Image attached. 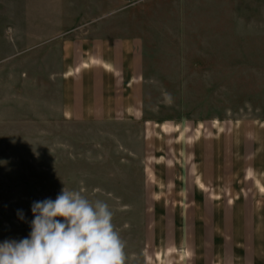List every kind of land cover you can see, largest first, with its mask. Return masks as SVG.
I'll return each mask as SVG.
<instances>
[{
    "label": "rangeland",
    "instance_id": "1",
    "mask_svg": "<svg viewBox=\"0 0 264 264\" xmlns=\"http://www.w3.org/2000/svg\"><path fill=\"white\" fill-rule=\"evenodd\" d=\"M95 23L142 37L134 111L60 117L49 78L58 48L29 42L28 29L61 24L70 39ZM248 123L261 149L264 0H0V239L29 237L33 203L66 187L107 202L129 264H151L187 215L180 186L201 178L194 141Z\"/></svg>",
    "mask_w": 264,
    "mask_h": 264
},
{
    "label": "crops",
    "instance_id": "2",
    "mask_svg": "<svg viewBox=\"0 0 264 264\" xmlns=\"http://www.w3.org/2000/svg\"><path fill=\"white\" fill-rule=\"evenodd\" d=\"M110 27L79 26L70 39L61 24L28 29L29 42L58 48V63L49 78L56 85L51 103L60 117L105 120L134 111L144 69L142 37L118 34ZM232 126L220 130L218 137L204 135L194 141L192 163L196 153L204 159L201 178L180 186L187 215L179 231L174 219L170 223L172 243L163 244L151 264H264V147L260 149L255 125L240 130ZM172 193L174 197V185Z\"/></svg>",
    "mask_w": 264,
    "mask_h": 264
},
{
    "label": "clouds",
    "instance_id": "3",
    "mask_svg": "<svg viewBox=\"0 0 264 264\" xmlns=\"http://www.w3.org/2000/svg\"><path fill=\"white\" fill-rule=\"evenodd\" d=\"M31 211L29 237L0 243V264H129L135 259L102 199L64 187L55 200L34 202Z\"/></svg>",
    "mask_w": 264,
    "mask_h": 264
},
{
    "label": "bare ground",
    "instance_id": "4",
    "mask_svg": "<svg viewBox=\"0 0 264 264\" xmlns=\"http://www.w3.org/2000/svg\"><path fill=\"white\" fill-rule=\"evenodd\" d=\"M162 127L165 130H170L171 129V126L169 124H164Z\"/></svg>",
    "mask_w": 264,
    "mask_h": 264
}]
</instances>
